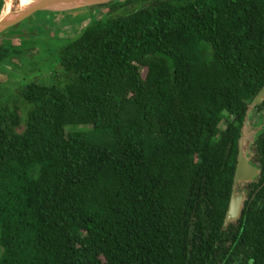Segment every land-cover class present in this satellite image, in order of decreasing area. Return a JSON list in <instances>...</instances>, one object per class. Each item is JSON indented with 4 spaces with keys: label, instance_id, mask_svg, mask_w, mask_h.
I'll return each instance as SVG.
<instances>
[{
    "label": "trees",
    "instance_id": "trees-1",
    "mask_svg": "<svg viewBox=\"0 0 264 264\" xmlns=\"http://www.w3.org/2000/svg\"><path fill=\"white\" fill-rule=\"evenodd\" d=\"M105 12L0 104V264H264V173L225 227L264 0Z\"/></svg>",
    "mask_w": 264,
    "mask_h": 264
},
{
    "label": "rangeland",
    "instance_id": "rangeland-1",
    "mask_svg": "<svg viewBox=\"0 0 264 264\" xmlns=\"http://www.w3.org/2000/svg\"><path fill=\"white\" fill-rule=\"evenodd\" d=\"M106 9L107 7L103 6H95L90 8V11H96V14L93 13V20L100 19L102 16H104L106 14ZM90 11L85 8L66 14L57 13L54 17L53 15L45 12H38L27 21H25L21 26H19L21 30L17 29L13 31L15 34H21L23 35L22 37H25V35L29 34L31 30H34L33 35H35V37L33 39V45H38L42 49V51L36 56L32 55L23 57L19 60L20 65L19 63L14 62L17 63L18 66H14L11 64L4 65V67L7 66L4 68V70L9 77L6 84L0 85V90H8V92L17 90L14 97L16 101H18V104H23V102L21 101V91L24 86L33 82L49 84L53 79L55 73L60 70V67L58 63L59 61L54 57V55H52L51 57L46 55L48 46L44 44V41H48L49 38L54 35V33L57 34L60 31L64 32L66 38H74L75 36H77L78 32L82 31L90 23L92 18V14ZM46 21L48 22L46 23ZM66 21H69V23L66 24ZM37 25L39 27H37ZM28 27L29 30L27 29ZM13 32L12 30H10L8 34L11 35ZM2 38L0 37V44L3 43ZM15 42H13L15 45L20 44L19 41ZM25 45L31 47L32 44L25 43ZM254 110L253 114L255 112ZM252 116L249 129L250 133L262 129V127H258L256 124H254V122H252ZM246 191V184H239L237 186L238 193H246Z\"/></svg>",
    "mask_w": 264,
    "mask_h": 264
},
{
    "label": "water",
    "instance_id": "water-1",
    "mask_svg": "<svg viewBox=\"0 0 264 264\" xmlns=\"http://www.w3.org/2000/svg\"><path fill=\"white\" fill-rule=\"evenodd\" d=\"M3 2V13L0 17V36L5 32L17 27L24 21L31 18L38 12L75 11L95 6L107 7L122 0H27L22 3L21 0H0ZM12 3V10L7 13V4ZM6 8V12H5ZM7 76L0 75V83L5 82ZM264 102V88L257 95L254 102L249 106V111L242 128V135L239 141L238 163L234 179L233 193L225 219V227L236 223L243 212L244 204L247 200L246 193H238L239 184L251 183L261 174V171L250 164L251 146L258 136L257 130L250 133L251 116L253 110Z\"/></svg>",
    "mask_w": 264,
    "mask_h": 264
},
{
    "label": "flooded vegetation",
    "instance_id": "flooded-vegetation-1",
    "mask_svg": "<svg viewBox=\"0 0 264 264\" xmlns=\"http://www.w3.org/2000/svg\"><path fill=\"white\" fill-rule=\"evenodd\" d=\"M107 7H109V6H107ZM86 9H88L90 11V8H86ZM70 12H73V11H62L60 13L66 14V13H70ZM90 12L92 14V18H91V21H90L89 24L93 23L94 21L99 20V19L93 20L94 19L93 15L96 14L95 13L96 11L95 12L90 11ZM45 13L53 15V17L56 16V14H57V13H54V12H45ZM95 16H97V15H95ZM47 22L48 21H46V23ZM67 23H69V21H66V24ZM22 24H20L17 27L11 29L12 32L17 30V29L21 30L19 28V26H21ZM37 27H39V26L37 25ZM27 29L29 30V27ZM9 31L5 32L6 33V34L4 33L5 35L3 34V36H0L1 38L2 37H6V38H2L3 43L0 44V45L3 46L2 47V51H4L5 54L9 55L8 57L11 58L13 63L14 62L19 63V60L22 59L25 56L26 57L27 56H32V55L36 56V55L41 53L42 49L38 45H33V42H34L33 39L35 37V35H33V31L34 30H31L29 32V34L25 35V37H22L23 35H21V34L20 35L15 34L14 32L11 35H9L8 34ZM82 31L78 32L77 36L80 35V33ZM77 36H75V37H77ZM50 38H49L48 41H44V44H46L48 46V50H47V54L46 55L49 56V57L54 55L55 58L58 57V55H59L58 53L60 52V49L63 47V45H65L66 42H68V40L73 39V38H68V37L66 38L63 31L62 32L60 31L57 34L54 33V35L51 36ZM15 41H19L20 44L15 45L13 43ZM25 43H30L32 45H31V47H28V46L25 45ZM9 50H11L12 52H10ZM8 51H9V53H8ZM17 63H16V66H18ZM7 64H9V63L0 65V75L7 76V79L3 78V79H6L5 82H1L0 85L6 84V82L8 80L9 76H8V74H6V71L4 70V68L7 67V66L4 67V65H7ZM11 65H14V64H11ZM19 65H20V63H19ZM16 91L17 90L8 92V90H5V91L0 90V104L3 103V105H4V104H6V102H8L11 107H14V103L15 102H13V101L16 100L15 97H14ZM254 111L255 112H254V114L252 116V122H254V124H256L258 127H262V129H260V131L258 132V136L255 139V142L251 146V152L252 153L250 154V164L252 166L256 167L257 169H259L261 171V174L258 177H256L253 182L245 183L246 186H247V191H246L247 200H246V202L244 204V208L246 207V204H247V202L249 200V195L252 192L251 185L252 184L253 185L259 184L261 182V180L263 179V173H264V152L262 153V149H261L262 145H264V139H263L262 145H258V143H257L258 139L261 136L264 137V102L260 106L255 107ZM0 129H1V124H0Z\"/></svg>",
    "mask_w": 264,
    "mask_h": 264
},
{
    "label": "bare ground",
    "instance_id": "bare-ground-1",
    "mask_svg": "<svg viewBox=\"0 0 264 264\" xmlns=\"http://www.w3.org/2000/svg\"><path fill=\"white\" fill-rule=\"evenodd\" d=\"M21 1H22V3L27 2V0H21ZM6 7H7V13H9L12 10L13 5H12V3H8Z\"/></svg>",
    "mask_w": 264,
    "mask_h": 264
},
{
    "label": "crops",
    "instance_id": "crops-1",
    "mask_svg": "<svg viewBox=\"0 0 264 264\" xmlns=\"http://www.w3.org/2000/svg\"><path fill=\"white\" fill-rule=\"evenodd\" d=\"M3 9H4V7L2 6V8L0 9V17L2 15V13H3Z\"/></svg>",
    "mask_w": 264,
    "mask_h": 264
}]
</instances>
